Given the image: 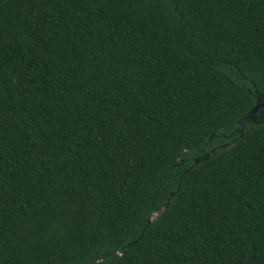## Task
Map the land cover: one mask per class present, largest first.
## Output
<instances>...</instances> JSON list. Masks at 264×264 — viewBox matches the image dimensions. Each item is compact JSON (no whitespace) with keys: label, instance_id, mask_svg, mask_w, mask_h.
I'll use <instances>...</instances> for the list:
<instances>
[{"label":"trees","instance_id":"obj_1","mask_svg":"<svg viewBox=\"0 0 264 264\" xmlns=\"http://www.w3.org/2000/svg\"><path fill=\"white\" fill-rule=\"evenodd\" d=\"M264 0H0V264H264Z\"/></svg>","mask_w":264,"mask_h":264},{"label":"water","instance_id":"obj_2","mask_svg":"<svg viewBox=\"0 0 264 264\" xmlns=\"http://www.w3.org/2000/svg\"><path fill=\"white\" fill-rule=\"evenodd\" d=\"M263 106H264V103H262V104H257V105L255 106V108L253 109L252 112H256L257 109H258L259 107H263Z\"/></svg>","mask_w":264,"mask_h":264}]
</instances>
